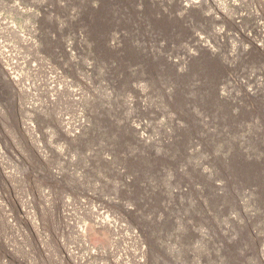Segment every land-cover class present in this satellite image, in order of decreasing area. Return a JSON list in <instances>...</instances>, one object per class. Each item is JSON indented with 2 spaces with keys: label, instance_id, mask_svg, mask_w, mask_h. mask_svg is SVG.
<instances>
[{
  "label": "rangeland",
  "instance_id": "rangeland-1",
  "mask_svg": "<svg viewBox=\"0 0 264 264\" xmlns=\"http://www.w3.org/2000/svg\"><path fill=\"white\" fill-rule=\"evenodd\" d=\"M0 264H264V0H0Z\"/></svg>",
  "mask_w": 264,
  "mask_h": 264
}]
</instances>
